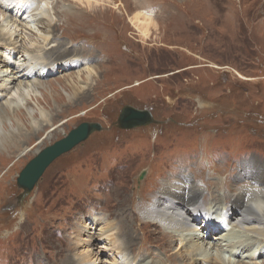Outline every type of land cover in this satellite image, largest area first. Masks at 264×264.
I'll return each instance as SVG.
<instances>
[{"label":"rangeland","instance_id":"374dc122","mask_svg":"<svg viewBox=\"0 0 264 264\" xmlns=\"http://www.w3.org/2000/svg\"><path fill=\"white\" fill-rule=\"evenodd\" d=\"M27 1L31 5L37 1L39 7L27 12ZM84 1L0 0V30L7 27L0 40V83L22 75L8 85L10 89L0 88V103L16 100V89H28L32 78L42 84L25 92L18 109L11 105V113L22 122L24 137L18 140L28 141L31 150L11 158L0 148V264H70L71 257L82 256L90 264H131L154 245L163 248L166 256L141 257L142 264H183L187 256L177 250L170 233L143 214L155 202L161 205L158 191L168 178L171 161L176 169L195 163L196 176L202 178L216 164L220 173L231 177L225 180L216 174L220 182L209 186L205 194L209 204H202L214 211L208 216L216 232L210 231L206 241L199 240L208 232L203 215L201 232L177 234L195 241L199 253L219 254L225 264H264L262 238L255 242L261 256L243 250L235 256L230 253V243L247 244L258 236L226 225L220 218L226 203L210 204L221 203L222 192L234 189L240 175L236 165L252 156L264 158V0H148L145 9L138 6L144 0H93L87 6L91 12L107 9L99 12L105 20L104 41L91 26L65 20L67 15H78V9L88 5ZM155 2L159 8L147 10ZM6 13L16 17L17 25H7ZM41 17L56 29L45 30L38 22ZM118 22L116 31L113 24ZM6 42L23 47L11 52L13 45ZM45 49L58 53L49 54L60 57L50 65L56 70L48 68L32 77V68L25 67L27 60L32 54L47 57ZM88 55L95 61H84ZM124 104L156 105V114L164 121L120 130L115 122ZM27 108L34 110L32 116ZM40 111L51 119L38 129L33 121ZM87 121L101 122L104 130L59 157L32 192L20 198L23 189L17 179L36 150ZM207 150L217 151L219 158L214 161L215 156L205 155L201 164L198 152L204 155ZM165 166L168 172L162 171ZM143 172L146 175L139 182ZM12 204L16 207L10 210ZM233 207L234 218L239 217L241 212ZM109 228L118 232L122 254L107 248ZM98 231L96 237L101 239L86 243ZM164 241L168 243L162 247ZM217 243L223 248L215 247ZM70 248L73 255L69 256Z\"/></svg>","mask_w":264,"mask_h":264},{"label":"bare ground","instance_id":"6f19581e","mask_svg":"<svg viewBox=\"0 0 264 264\" xmlns=\"http://www.w3.org/2000/svg\"><path fill=\"white\" fill-rule=\"evenodd\" d=\"M13 1H19V0H13ZM20 1H22V0H20ZM96 1L98 2V0H96ZM150 1H153V0H150ZM146 2H149V1L148 0L141 1V2H139L138 6L140 8L142 7L143 9H145ZM171 2H172V0H171ZM84 3L88 4L85 6L86 9H85V7H80L78 9V11H79L78 15L75 14L76 16H74V13L69 15V16L67 15L66 16L67 18L65 20H67L68 23H70L71 25L82 23V24H86V25L91 26L93 29L98 31V32L95 31L94 34H96V35L101 34V36H100L101 38L100 37L99 38H100V40L102 39V41H104L103 36L105 35V33H104L105 28H104L103 21H105V20H103V18L101 17V14L99 12L102 13L104 10H107V9H103L101 7L96 8L93 11H96L97 13H93L90 11V9H87V6L94 4V1L93 0H85ZM55 5H56V2H54V4L52 3V5H51L53 10L56 9ZM147 5H148V3H147ZM151 5H152V3H151ZM158 5L159 4L157 2H155L153 4V7L148 6L147 10L159 8ZM25 7H26V11L28 12L31 9V7H33V9H36L37 7H39V5H38L37 1L32 5L30 2L27 1L25 3ZM131 8H132V6H131ZM43 9L46 12L45 7ZM169 9L170 10L172 9V3H170ZM8 10L11 13H13V11L10 8H8ZM171 11H173V10H171ZM147 12H149V11H147ZM167 13L168 12H166V14ZM46 14H48V16H49L48 12H46ZM174 15L176 16V14H174ZM42 18H44V17L39 18L38 22L41 24V26H43V28L45 30L51 29V31H53L56 29V25L52 24L51 22H47L45 20H42ZM172 18H174V17H172ZM5 20L7 22V25L9 23L17 25V23L19 22L16 19V17L12 16L11 14H7V13H6ZM65 23H67V22H65ZM117 26H119V22L113 24V27H115L113 29H116V31H118ZM6 28L4 27L0 30V40L2 39V32ZM79 28H81V27L78 26V30H79ZM86 28L88 29L89 27H86ZM74 29H72V30H74ZM103 33H104V35H103ZM51 36H56V34L51 35ZM109 36H110V33H109ZM73 37H75V36H73ZM104 39H106L105 36H104ZM44 41H47V40L44 39ZM53 41L54 42H52V43L56 42V40L54 38H53ZM46 43H47V45L50 44L48 41ZM58 43H61V41ZM62 43H65V42L63 41ZM5 45H7V46L13 45L11 48L8 47V48H10V50H12L11 52L15 51L14 49H18L21 51V48L23 47L21 45H17V43H12V42H6ZM65 45L66 44H63L62 47H64ZM111 45H113V44H111ZM44 53L47 55V57H45V55L41 56L38 54H32L27 60L29 62V64L26 65L25 67H31L32 68L29 71V75H32V77H38V75L43 74L45 72H48V68H49L50 72L56 70L54 68V65H52V66H50V65H51V63L55 64L54 60H56V59L60 60V57H59V55H56V57L54 58L49 54L57 53V52H55V51L48 52V49L47 50L45 49ZM107 54H110L109 50H108ZM111 55H112V53H111ZM86 58L84 57L83 59H84V61H86L88 63H90L89 62L90 58L93 61H95V59L91 55H88ZM108 58H106V59H108ZM4 59H9V58H4ZM6 61H7V63H10L9 62L10 60H6ZM4 62H5V60H4ZM11 65H14L13 61L11 62ZM5 66H8V64H6ZM20 76H22V75L17 74L15 77H12L11 78L12 81L5 80L6 83L5 82L0 83V88H3V90L10 89V87L8 85H10V84L13 85L15 80H18L20 78ZM24 76H26V75H24ZM32 80H33V82H31V84L28 85V87H27L28 89H26V87H22V86H19L16 89L15 94L18 96L16 100H14V101L8 100L7 105L0 103V148H5V150L7 151V154H5L4 156H8V157L12 158L13 156L18 155V157H19L21 155L26 154L27 152H29L31 150L28 146H26V143L28 141L24 142V141L20 140V138L18 140V136H20V137L23 136V134L21 133L22 122L19 118H17L15 115H13L11 113V111H12L11 105L15 104V107H17V109H18L20 106L21 100H22V96L25 94V92L29 91L30 88L36 89V88H38V86H42L39 78H32ZM3 85H5V88ZM27 111L29 113V116H32L34 114V110L32 108H27ZM40 119H41V121H40ZM50 119H51V117H49L48 115L46 116L43 112L40 111L39 118L34 119L33 122H35L34 124H36V127L38 129H41L43 127L44 123L50 124ZM5 124H7V127H4ZM16 133H18L19 135H16ZM14 136H17V137L15 138V142L12 143L11 139ZM210 150H207V151H210ZM198 153H199V155H198L199 157L202 156L201 164L205 160L206 156L211 157V158H213L215 156V158H214V161H215L216 157H218V155H219L217 153V151H213V150L204 154V155L202 154V151H199ZM239 165L240 166L236 165V173L240 172V175L237 177L238 182L233 183L235 181V177H233L231 179L234 189L224 190L222 192L223 195L221 196V199H223V201L221 203L210 202V204H214V206H218L221 204L224 205L226 203L227 204L226 211L223 210L224 209L223 208L221 210V215H220V218L226 222V225L230 226L231 228H237L238 230L242 231L243 233L251 234V235L255 234L256 236H258L256 238V240H254L253 242H250V243L245 242L247 244H244L241 242L230 243L229 245H227V249L230 251V253H232V255L235 256V255H237L238 251L243 250V251H248V252L253 251V252L259 253V256H261L263 253H262V251L260 252V250L257 252L255 242L257 240H260L261 238H262L261 240L264 241V158H260L258 156H252V157H249V159H245L244 161H242L241 164H239ZM195 167H196V164L191 162L190 164H184L179 169H176L175 166L173 165V162L171 161L170 171L168 172V168L165 166L162 171L168 172V173H166L168 175V178L162 180V186H161L160 190L158 191L159 192L158 198H160V200H162V203H161V205H160V202H155V204L153 203L154 205L152 206V208H145L143 214L148 215V216H152V218L157 222V224L159 225L160 228H162L164 231L170 233L171 239H174V241H175L177 250L184 252L185 255L187 256V261L184 262L183 264H225L226 261H224L219 254L206 255L203 253H199V252H197L198 247H195L197 244L195 241H190V240L185 241L184 239H182L177 234V232H180V231H188L190 233L191 232H201L202 229L199 228V225L202 221L203 215H206L207 223H205V228L208 230V232H205L202 237L198 236L199 240L206 241V238L209 237V235H211L210 231H211V233L216 232V229L213 231V228L211 225L212 223H209L210 222L209 221L210 216H208L209 212H214V211L210 210L208 208H205V207L203 208L202 204H209V203H205V197H206L205 194L207 193V189L209 188V186H211V184L215 181H216V183L220 182V181H218L219 176H216V174L220 175V177L225 179V180H227L230 176H228V178H227V176L225 174L220 173L221 170L218 169L219 167L215 164V170H211V171L206 170L207 177L202 178L200 176H196V172L194 170ZM174 172H176V173H174ZM210 172L215 173V175H213L211 173L209 176ZM117 193L119 195V190H117ZM21 194H22V192H21ZM21 194H19V195H21ZM233 206H235L241 212L239 217L234 218V213L236 212V210ZM24 211H26V208H24L23 212L21 213L20 220H22L21 216L23 215ZM218 214H219V212H218ZM102 219L104 221V218H102ZM96 233H99V231L91 234V239H88L89 242H86V243L92 244V241L99 237V236L96 237L98 235ZM105 234H106L107 239H108L107 242L109 243L107 246L106 242H104L105 246H107V248L110 249V251H111V249H113V250H116L115 252H117L118 254H122L124 251V248L120 243V238L118 236V232H116L114 230V228H109L108 232ZM206 234H207V236H206ZM45 239H47V238L45 237ZM98 239H101V238H98ZM240 239H241V241L243 240L242 238H240ZM238 241H240V240H238ZM167 243H168L167 241H164L161 244V246L163 247ZM214 246L218 247L220 249L223 248L221 246V244H219V243L215 244ZM178 247L180 250L178 249ZM131 249H129V250H131ZM148 250L150 251L149 253L140 252L139 253L140 256L138 258L136 257V259L131 264H142L141 257L156 259V258H162V257L166 256L163 248H161L159 246L154 245L153 247L148 248ZM67 251H68V255L70 256L72 254V249L71 248L67 249ZM125 252H126V254L129 253L128 250H126ZM71 258H72V260H71L70 264H90V261L87 259L86 256H82L78 259H74L73 257H71ZM148 262H149V264H153V262H151V261H148ZM154 264H156V263H154ZM170 264H172V263H170ZM177 264H180V262ZM237 264H243V263H237Z\"/></svg>","mask_w":264,"mask_h":264},{"label":"water","instance_id":"95a60500","mask_svg":"<svg viewBox=\"0 0 264 264\" xmlns=\"http://www.w3.org/2000/svg\"><path fill=\"white\" fill-rule=\"evenodd\" d=\"M156 122L149 110L138 109L132 105H124L119 112L116 125L123 130H131ZM104 130L100 122H83L73 128L62 139L44 148L38 149L36 155L27 163L20 172L17 184L23 189V198L35 188L46 170L62 155L70 152L77 146L83 144L96 132ZM144 172L139 182L144 178Z\"/></svg>","mask_w":264,"mask_h":264},{"label":"flooded vegetation","instance_id":"af4514ba","mask_svg":"<svg viewBox=\"0 0 264 264\" xmlns=\"http://www.w3.org/2000/svg\"><path fill=\"white\" fill-rule=\"evenodd\" d=\"M138 108H140L142 110L143 109L150 110V112L152 113L154 119L157 121L156 124H161L164 121L163 118L157 116V114H156V105H152L151 104L150 106H142V107H138ZM15 207H16L15 204H12V208L11 209H14Z\"/></svg>","mask_w":264,"mask_h":264}]
</instances>
